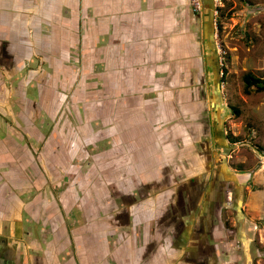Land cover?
<instances>
[{
	"label": "crops",
	"instance_id": "obj_1",
	"mask_svg": "<svg viewBox=\"0 0 264 264\" xmlns=\"http://www.w3.org/2000/svg\"><path fill=\"white\" fill-rule=\"evenodd\" d=\"M207 1L0 0V264H188L178 256L206 235L207 180L190 208L188 178L205 111L185 100L214 74ZM84 77L100 88L81 89ZM98 147L85 222L53 198Z\"/></svg>",
	"mask_w": 264,
	"mask_h": 264
},
{
	"label": "rangeland",
	"instance_id": "obj_2",
	"mask_svg": "<svg viewBox=\"0 0 264 264\" xmlns=\"http://www.w3.org/2000/svg\"><path fill=\"white\" fill-rule=\"evenodd\" d=\"M206 4L210 5L212 23V49L208 50L207 55L213 57L214 74L208 77L207 90L203 89V95H192L189 98L191 101L187 97L185 100L186 104H193V113H196L197 107L201 112L205 111L206 115L203 118L204 114L201 113L199 117L201 124H206L204 130L201 127L206 131V137L203 138L201 131L200 148L204 149L199 151L200 162L193 165H198V172L188 178L193 181L192 184L201 185L207 180L208 193H201L200 198H203L200 207L204 211L206 207L207 211L211 208L217 228L211 229L207 237H192L185 248V256L184 252L182 256L175 254L177 248L174 254L180 258L188 257V264H192L194 261L188 251L204 248V244L208 243L215 254V264H229L227 256H233L234 253L238 254L240 264H264V85L261 91L256 92L250 87L249 93H245L242 81L245 73L264 80V0H208ZM100 81L99 77L89 80L84 77L79 80V85L81 89L89 88L90 92L92 87L97 90L100 88ZM95 94L102 96L97 91ZM229 105L238 109L237 115L230 110ZM76 115L79 118L82 116L81 113ZM191 120L195 118L192 116ZM79 144L85 146L82 142ZM195 148L198 150V147ZM96 150H101V147ZM102 161L99 151L93 161L81 157L71 162L70 173L63 177L60 190L53 198L59 212L64 211L72 217V213L78 211L79 216H74L78 220L87 219L93 214L89 212L87 215L84 199L89 188L87 184L98 183L102 178L96 172L101 170ZM89 163L92 175L95 174L90 181L87 176H83L85 165ZM146 164L145 161L144 166ZM96 194L91 197L99 205L106 197L102 192ZM44 212L41 211L40 216L46 217L47 213L44 215ZM56 233L55 237L60 230ZM114 233L115 237L112 238L117 242V231ZM16 241L19 242V239ZM68 241L72 248V239ZM82 244L85 246L84 241ZM12 245L10 250L14 256L15 243ZM244 246L248 247L245 249ZM172 247L177 246L172 244ZM243 256L247 258L246 263L244 258L241 259ZM201 257L198 260L202 261ZM208 259L205 264L211 263V259Z\"/></svg>",
	"mask_w": 264,
	"mask_h": 264
},
{
	"label": "flooded vegetation",
	"instance_id": "obj_3",
	"mask_svg": "<svg viewBox=\"0 0 264 264\" xmlns=\"http://www.w3.org/2000/svg\"><path fill=\"white\" fill-rule=\"evenodd\" d=\"M192 183H193V181H190V188H191V192H192V193H190V201H191L190 208L193 207V203H194V199H195V188L201 186V183H198V184H192ZM197 192H198V190H197ZM205 213H206L205 214V216H206V220H205L206 221V226H205L206 235H204V236L207 237L208 234H211V229H213L215 227L217 228V226L215 224L216 217H214L212 215L211 208L209 209V211H207V207H206ZM165 226H168V225L165 224ZM201 234H200V236H201ZM200 236H197V238H201ZM208 238L212 239L213 237H208ZM204 245H205L204 248H199L197 250H194V249L189 250L188 253H189L190 257H192L194 263H197V264H205L209 260L208 258L211 259V263H209V264H215L214 263V261L216 260L215 254L213 253V249H212L211 245H209L208 243L207 244L205 243ZM199 257L202 258V261L198 260ZM238 259H239V257H238L237 253H234L233 256H231V255L227 256V261L229 262V264H240V262L238 263ZM241 259H243V261L245 262V260L247 258H245V256H243ZM194 263H192V264H194Z\"/></svg>",
	"mask_w": 264,
	"mask_h": 264
},
{
	"label": "trees",
	"instance_id": "obj_4",
	"mask_svg": "<svg viewBox=\"0 0 264 264\" xmlns=\"http://www.w3.org/2000/svg\"><path fill=\"white\" fill-rule=\"evenodd\" d=\"M219 81H221V79ZM242 81H243L245 93H249V91L251 90L250 87H253L252 90H254L256 92L263 90L264 80L260 79L259 77H255L250 73L243 74L242 75ZM229 108L234 114H236V115L238 114V109L235 106L229 105ZM247 247L248 246H246L245 249ZM243 251H244V249H243Z\"/></svg>",
	"mask_w": 264,
	"mask_h": 264
},
{
	"label": "built area",
	"instance_id": "obj_5",
	"mask_svg": "<svg viewBox=\"0 0 264 264\" xmlns=\"http://www.w3.org/2000/svg\"><path fill=\"white\" fill-rule=\"evenodd\" d=\"M192 11H198L200 10V0H190Z\"/></svg>",
	"mask_w": 264,
	"mask_h": 264
}]
</instances>
